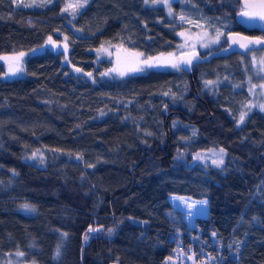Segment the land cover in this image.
Wrapping results in <instances>:
<instances>
[{
	"label": "trees",
	"instance_id": "16d2710c",
	"mask_svg": "<svg viewBox=\"0 0 264 264\" xmlns=\"http://www.w3.org/2000/svg\"><path fill=\"white\" fill-rule=\"evenodd\" d=\"M65 3L0 0V54L27 53L18 77L2 78L0 60V255L162 264L183 250L264 264V108L249 110L245 54L111 76L93 50L172 51L186 26L226 27L220 46L230 31L264 37L236 22L240 0H173L171 13L148 0ZM210 147L225 149L222 166L193 161ZM171 194L206 198L207 214L189 224Z\"/></svg>",
	"mask_w": 264,
	"mask_h": 264
},
{
	"label": "rangeland",
	"instance_id": "374dc122",
	"mask_svg": "<svg viewBox=\"0 0 264 264\" xmlns=\"http://www.w3.org/2000/svg\"><path fill=\"white\" fill-rule=\"evenodd\" d=\"M150 3L162 4L165 6L166 10L169 11V7L172 9L171 2L173 0H168V3L153 2V0H148ZM82 3L84 0H66L65 9L73 13V8H69L68 5ZM171 13V12H170ZM184 17V15H182ZM185 19V17H184ZM199 23V22H195ZM198 27V28H197ZM191 28L189 26L183 27L179 30V42L174 50L168 52H159L156 54H145L141 51L130 49L121 43H112L109 41H104L99 46L94 47L93 50L98 55V57H106L110 59L111 65L105 71L106 75L123 76L127 73H132V68H138L146 70L148 68H179V60L177 54L179 51L197 49L199 52H207L211 49H215L221 44V34L222 30L227 29L226 27H220L215 32H211L209 29L200 28L197 26ZM222 29V30H221ZM64 43L62 44V49L64 51L63 61H67L66 54L68 52L69 46L67 38L63 36ZM67 45V48H65ZM20 53H2L0 58L7 57V59H0L3 62V71L1 74L2 78H14L25 74V62L24 57L27 53H24L22 57L17 60L16 58ZM242 59L247 61L248 75L246 78V87L250 94V109L254 107H260L263 104L264 98V47L253 48L243 52ZM152 58L153 66L148 67L141 63V61L148 60ZM160 61L157 64L155 61ZM170 62V63H169ZM178 64L179 67H172L171 64ZM9 64L16 69L15 72H9ZM142 71V70H137ZM7 73V75H5ZM123 73V74H122ZM221 149L224 150L221 153ZM41 155V154H39ZM38 155V156H39ZM38 156H36L38 158ZM223 158V164L225 159V149L223 147H210L206 149H199L193 152V161L198 163V165L206 167L211 166H222L213 163L214 160H219ZM170 200L180 209L183 213L187 222L193 223L194 218L198 215H205L208 211V202L206 198H192L190 196H181L179 194H171ZM206 202V203H202ZM20 251L17 252H6L0 255V264H37L35 260H24ZM176 254L168 255L164 258L162 264H201L193 258L191 252L185 253L183 250H176ZM109 264H118L116 261H112Z\"/></svg>",
	"mask_w": 264,
	"mask_h": 264
},
{
	"label": "water",
	"instance_id": "95a60500",
	"mask_svg": "<svg viewBox=\"0 0 264 264\" xmlns=\"http://www.w3.org/2000/svg\"><path fill=\"white\" fill-rule=\"evenodd\" d=\"M242 9L235 14V20L247 29H257L264 32V20L245 15L248 12H259L264 9L259 7L260 0H240ZM226 43L206 53H200L197 49L183 50L178 52L177 57L181 68L191 72V64L206 61L214 56L227 55L232 52H245L249 49L264 47V37L252 35L241 31H230L226 35ZM259 41V42H257ZM242 45H247L243 47ZM192 56L191 63H186V58ZM95 228L92 231H97Z\"/></svg>",
	"mask_w": 264,
	"mask_h": 264
},
{
	"label": "snow or ice",
	"instance_id": "6c2138e0",
	"mask_svg": "<svg viewBox=\"0 0 264 264\" xmlns=\"http://www.w3.org/2000/svg\"><path fill=\"white\" fill-rule=\"evenodd\" d=\"M48 2H51V0H48ZM84 2L86 3L87 0H84ZM145 2L147 3V0H145ZM153 2H157V0H153ZM159 2L168 3V0H159ZM82 6H83L82 3H76V4H70V5H68L69 8H73V9H76V8H79V7H82ZM259 7L261 9H264V0H260ZM169 11L171 12V8L170 7H169ZM245 15L250 16V17H253V18H259L261 20H264V10L259 11V12H248V13H245ZM181 19H184V17L181 16ZM49 40H51V37H49ZM257 42H259V41H257ZM242 46L243 47H246L247 45H242ZM65 48H67V45H65ZM23 55H24V53H20L19 56L16 59L19 60V58L22 57ZM192 58H193L192 56H189L188 58H186V61L185 62L190 64ZM0 59H7V57H3V58H0ZM141 63H143L144 65H146L148 67L153 66V60H152V58H149L148 60L141 61ZM155 63L159 64L161 62L157 60V61H155ZM171 66L172 67H179V65L178 64H175V63H172ZM17 70L18 69L14 68L12 66V64H9V72H15ZM130 70L131 71H137V70H143V69L132 68ZM77 71H80V69H77ZM5 75H7V73ZM89 75H91V73H89ZM208 83H212V82L209 81ZM165 95H167V93H165ZM260 107L261 108H264V104L260 105ZM245 115H246L245 113H241V115H240V122H243ZM223 152H224V150L221 149V153H223ZM213 163H215L217 165H222L223 164V158H222V156H221V158L219 160H214ZM202 203H206V202H202ZM24 207H28V205H25ZM109 231H111V230H109ZM19 254L20 255H23V253H19ZM57 255H59V247L57 249Z\"/></svg>",
	"mask_w": 264,
	"mask_h": 264
},
{
	"label": "built area",
	"instance_id": "2783aa9c",
	"mask_svg": "<svg viewBox=\"0 0 264 264\" xmlns=\"http://www.w3.org/2000/svg\"><path fill=\"white\" fill-rule=\"evenodd\" d=\"M220 254H221V252H219ZM218 263V261L216 260V261H213L212 263H210V264H217ZM206 264H209V263H206Z\"/></svg>",
	"mask_w": 264,
	"mask_h": 264
},
{
	"label": "bare ground",
	"instance_id": "6f19581e",
	"mask_svg": "<svg viewBox=\"0 0 264 264\" xmlns=\"http://www.w3.org/2000/svg\"><path fill=\"white\" fill-rule=\"evenodd\" d=\"M197 237V236H196Z\"/></svg>",
	"mask_w": 264,
	"mask_h": 264
}]
</instances>
